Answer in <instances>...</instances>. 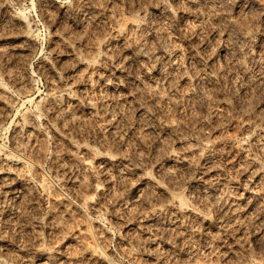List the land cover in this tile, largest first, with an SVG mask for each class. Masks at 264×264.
Instances as JSON below:
<instances>
[{"label": "rangeland", "instance_id": "obj_1", "mask_svg": "<svg viewBox=\"0 0 264 264\" xmlns=\"http://www.w3.org/2000/svg\"><path fill=\"white\" fill-rule=\"evenodd\" d=\"M0 264H264V0H0Z\"/></svg>", "mask_w": 264, "mask_h": 264}, {"label": "bare ground", "instance_id": "obj_2", "mask_svg": "<svg viewBox=\"0 0 264 264\" xmlns=\"http://www.w3.org/2000/svg\"><path fill=\"white\" fill-rule=\"evenodd\" d=\"M129 23L131 24V22H129ZM127 25H128V24H127ZM128 26H129V25H128ZM128 26H127V27H128ZM132 26H133V25H132ZM125 28H126V27H125ZM130 28H131V27H130ZM130 28L128 29L129 31L131 30ZM133 28H134V26H133ZM123 30H124V29H123ZM129 31H127V33H128ZM117 32H118V31H117ZM131 32H132V31H131ZM125 33H126V32H124L123 35H126ZM119 36H120V35H119ZM127 36H128V34H127ZM125 37H126V36H125ZM123 39H124V38H123ZM124 41H125V39H124ZM13 164H14V163H13ZM5 170H6V169H5ZM9 171H10V170H9ZM3 172H4V171H3ZM10 172H11V171H10ZM4 173H5V172H4ZM6 173H7V172H6ZM8 174H11V173H8ZM6 176H7V175H6Z\"/></svg>", "mask_w": 264, "mask_h": 264}]
</instances>
